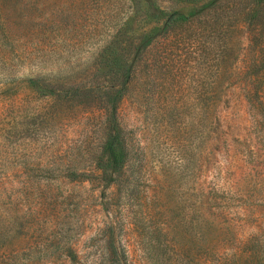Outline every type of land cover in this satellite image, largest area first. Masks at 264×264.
<instances>
[{"label":"rangeland","instance_id":"374dc122","mask_svg":"<svg viewBox=\"0 0 264 264\" xmlns=\"http://www.w3.org/2000/svg\"><path fill=\"white\" fill-rule=\"evenodd\" d=\"M262 117L264 0H0V260L150 264L202 195L264 198Z\"/></svg>","mask_w":264,"mask_h":264},{"label":"trees","instance_id":"16d2710c","mask_svg":"<svg viewBox=\"0 0 264 264\" xmlns=\"http://www.w3.org/2000/svg\"><path fill=\"white\" fill-rule=\"evenodd\" d=\"M255 123V122H254ZM264 124V117L255 124ZM264 137V136H263ZM264 139V138H263ZM253 140L252 137L249 138ZM253 143V142H252ZM251 143V148H255ZM255 143V142H254ZM108 171H117L123 153L113 142L106 145ZM257 153L251 150L252 157ZM261 164V163H260ZM255 162L250 171L264 177V168ZM212 192L215 190L212 189ZM231 198L207 193L199 199L193 222L184 215L177 216L171 226L168 222L156 228L148 246L150 264H264V198L246 205L241 198L240 207L231 212ZM190 221V220H189ZM116 254V249H107ZM0 264H13L1 259ZM71 264H81L74 260ZM88 264H136L125 258L104 259Z\"/></svg>","mask_w":264,"mask_h":264}]
</instances>
